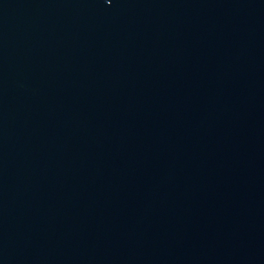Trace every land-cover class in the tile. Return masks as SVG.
Wrapping results in <instances>:
<instances>
[{
  "label": "water",
  "instance_id": "obj_1",
  "mask_svg": "<svg viewBox=\"0 0 264 264\" xmlns=\"http://www.w3.org/2000/svg\"><path fill=\"white\" fill-rule=\"evenodd\" d=\"M0 264H264V0H0Z\"/></svg>",
  "mask_w": 264,
  "mask_h": 264
}]
</instances>
